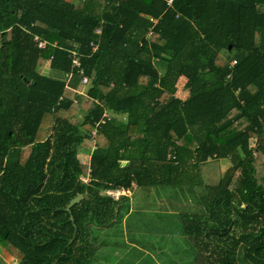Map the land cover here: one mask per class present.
Segmentation results:
<instances>
[{"label": "trees", "instance_id": "trees-1", "mask_svg": "<svg viewBox=\"0 0 264 264\" xmlns=\"http://www.w3.org/2000/svg\"><path fill=\"white\" fill-rule=\"evenodd\" d=\"M167 1L0 0L7 264H94L98 231L132 213L128 196L104 191L133 187L179 188L186 264H264V0ZM213 159L231 166L203 184Z\"/></svg>", "mask_w": 264, "mask_h": 264}, {"label": "rangeland", "instance_id": "rangeland-1", "mask_svg": "<svg viewBox=\"0 0 264 264\" xmlns=\"http://www.w3.org/2000/svg\"><path fill=\"white\" fill-rule=\"evenodd\" d=\"M70 1L77 4L84 0ZM38 70L48 75L50 73L48 62L40 63ZM50 75L54 76L52 73ZM176 87V97L182 100L190 97L184 88V79H179ZM90 145V142H83L79 149L84 148L83 151L87 154ZM230 166L231 162L227 159H213L202 164L197 172L203 184L215 185ZM178 189V187L164 189L133 187L129 196L132 213L127 220L110 229L98 231L100 235L98 239L106 243L104 247L106 249L103 255L101 252L98 253V259L94 264H186L185 261L190 258L189 247L185 244L180 222L171 208L177 203L171 197L178 194ZM130 245H134L136 249ZM114 252L118 253L117 257L113 255ZM4 263H15V261L0 246V264Z\"/></svg>", "mask_w": 264, "mask_h": 264}, {"label": "built area", "instance_id": "built-area-1", "mask_svg": "<svg viewBox=\"0 0 264 264\" xmlns=\"http://www.w3.org/2000/svg\"><path fill=\"white\" fill-rule=\"evenodd\" d=\"M171 0L167 1V4L170 5ZM96 33H99V31H97ZM152 32L148 33V36L151 35ZM34 42L37 43V47L38 48H44L45 47V43L44 42H40L38 41V38L35 36L33 38ZM92 51H95L97 49V45L94 43L90 44ZM70 59H71V64L73 68H77L79 69L78 72L80 75L83 74V70L80 69V55L76 52V50H72L70 51ZM88 85V80L86 77H83L80 81V86L82 88V90L78 91L79 94L84 95L86 88ZM105 116H108V114H105ZM81 180L83 182H87L86 178H81ZM105 195L111 197L112 199H118L120 196H126L129 194V191H124V190H120V189H108L104 191Z\"/></svg>", "mask_w": 264, "mask_h": 264}, {"label": "crops", "instance_id": "crops-1", "mask_svg": "<svg viewBox=\"0 0 264 264\" xmlns=\"http://www.w3.org/2000/svg\"><path fill=\"white\" fill-rule=\"evenodd\" d=\"M79 149V148H78ZM83 150H84V148H83ZM83 150H80L79 149V151H78V155H77V157H78V159H79V161L81 162V163H85V164H87L88 162H89V155H90V152H91V150H92V148L90 149L89 148V150L87 151L88 153L86 154ZM81 158V159H80ZM120 190H124L125 191V189H120ZM126 191H129V194L128 195H126V196H130V190H126ZM121 197V196H120ZM132 208V207H131ZM15 261V260H14ZM4 264H7V263H4Z\"/></svg>", "mask_w": 264, "mask_h": 264}, {"label": "water", "instance_id": "water-1", "mask_svg": "<svg viewBox=\"0 0 264 264\" xmlns=\"http://www.w3.org/2000/svg\"><path fill=\"white\" fill-rule=\"evenodd\" d=\"M82 197H83L82 195H76L74 198H72V199L69 201V203H68L66 209H69V208H71L74 204L79 203L80 200L82 199ZM70 219H72V218L70 217Z\"/></svg>", "mask_w": 264, "mask_h": 264}]
</instances>
